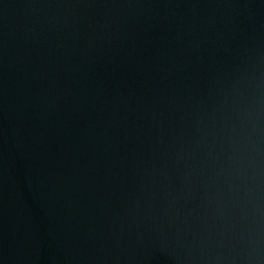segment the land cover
Listing matches in <instances>:
<instances>
[{
	"label": "water",
	"instance_id": "obj_1",
	"mask_svg": "<svg viewBox=\"0 0 264 264\" xmlns=\"http://www.w3.org/2000/svg\"><path fill=\"white\" fill-rule=\"evenodd\" d=\"M0 264H264V0H0Z\"/></svg>",
	"mask_w": 264,
	"mask_h": 264
}]
</instances>
